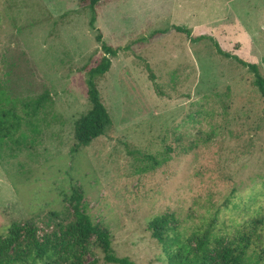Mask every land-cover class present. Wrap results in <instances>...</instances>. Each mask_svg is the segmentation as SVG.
I'll return each mask as SVG.
<instances>
[{"label":"rangeland","instance_id":"rangeland-1","mask_svg":"<svg viewBox=\"0 0 264 264\" xmlns=\"http://www.w3.org/2000/svg\"><path fill=\"white\" fill-rule=\"evenodd\" d=\"M96 12L92 27L81 0H0V109L24 117L25 103L48 96L20 144L0 146V236L14 222L35 224L41 240L60 235L77 192L137 264H167L148 230L161 215L223 239L262 219L264 264V98L238 61L264 76V0H106ZM103 43L119 49L97 80L112 125L75 150L91 109L85 66ZM90 249L83 264H107Z\"/></svg>","mask_w":264,"mask_h":264},{"label":"trees","instance_id":"trees-1","mask_svg":"<svg viewBox=\"0 0 264 264\" xmlns=\"http://www.w3.org/2000/svg\"><path fill=\"white\" fill-rule=\"evenodd\" d=\"M104 1L106 0H81V4L93 13L92 27L97 19L96 7ZM173 30L189 33L186 28L179 26H174ZM97 40L103 41L100 35ZM215 46L223 54L217 43ZM102 47L105 55L85 66L88 79L83 85L86 84L85 90L91 109L75 123V150L89 146L94 140L104 136L112 125L97 80L110 71L112 58L117 57L119 49L106 43ZM238 61L254 73L255 85L264 98V76L259 72L258 66L240 59ZM47 100L48 96L43 95L25 103L24 117L16 113L14 105L12 108L0 109V146L8 144L9 140L20 144L16 136L21 131L23 122L27 121L32 125V120L38 118L42 109H45ZM3 101L10 104L7 97ZM20 139L26 140V135L21 133ZM69 201L76 202L75 220L68 224L58 223L60 235L54 231L52 236L41 240L35 224L14 222L9 227L8 234L0 236V264H83V256L91 250V246L102 251L107 264H137L129 257L118 256L110 232L95 226L87 213L86 204L81 205L83 195L75 192ZM51 217L57 218L58 215L53 213ZM259 224H263V221L257 218L250 232L223 239L219 236L213 237L208 229L185 234L179 230V221L174 215H161L150 221L148 230L162 248L167 264H262V255L257 252ZM91 264H97V261Z\"/></svg>","mask_w":264,"mask_h":264}]
</instances>
